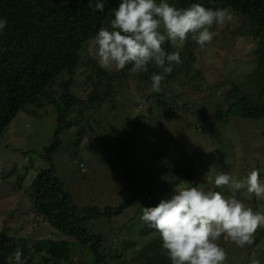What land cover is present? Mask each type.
<instances>
[{"label": "trees", "instance_id": "trees-1", "mask_svg": "<svg viewBox=\"0 0 264 264\" xmlns=\"http://www.w3.org/2000/svg\"><path fill=\"white\" fill-rule=\"evenodd\" d=\"M156 2L159 3L160 0ZM167 2L179 8L189 7L192 3H200L211 9L225 8L247 20L248 37L252 40L251 47L247 48H251L249 61L253 63V69L249 74H245V77L246 81L250 82L252 92L242 94L237 85H233L231 91L227 88L228 94L223 99L228 106L225 112L221 110L220 105L214 107L206 98L199 103H187L183 106L178 103L177 111L163 100L169 91L166 88L163 95H153L158 99L155 104L151 102L149 115L154 113V109L165 107L172 113L181 111L199 113L201 120L210 122L211 131L216 128L217 121L226 118L231 112H237L240 117L252 121H264V0H167ZM119 3L120 0H107L103 12H93L88 7V0H0V19L7 21L6 27L0 31V137L16 115L34 104L37 99L41 98L54 106L57 124L55 142L44 150L43 157L50 166L39 170L32 181L30 200L36 215L44 219L48 227L66 237L38 239L30 244L25 238L13 237L0 231V264H10L9 258L17 247L23 251L24 264H171L167 255L161 254L160 234L142 221V207L156 206L161 199L168 198L179 188L189 185L200 187L198 176L201 173L207 176L209 171L207 165L200 162L198 157L194 160L187 153L181 154L171 165V176L175 180L169 176L165 189L164 184H160V190L164 191L158 192L159 195L156 193L152 197L148 195L151 192H146L143 186H130L119 192L121 199L117 207L104 208L80 207L75 204L71 194L64 189L55 167L51 165L52 153L56 152L60 145L62 132L78 124L77 121L86 120L88 124L92 118L91 113L96 109L100 110L107 100L113 99L111 103L114 104L115 100L110 93L114 81L123 82L132 73L129 65L112 75L96 61L89 60L85 67L91 65V74L86 75L83 85H91L90 94L81 100L73 91L75 75L81 66L86 46L92 43L99 29L105 27L106 21L110 25V20L114 18L113 10ZM194 41L187 40L182 48H176L170 42L163 45L167 52L179 51L182 63L175 65L173 72L165 76L162 86L164 83L167 86L170 81L177 80L179 75H183L195 81L193 93L200 94L205 89L208 91L205 77L196 70L197 52L201 48ZM160 71L159 68L149 65L147 73H135L134 76L137 74L139 80L151 82V74L153 72L159 74ZM194 72L196 75H192ZM62 80L63 82H58ZM58 85L59 90H56L55 87ZM103 87L107 88L104 94ZM186 87L187 84L183 81V90ZM209 96L211 95H207V98ZM149 99L150 96L147 98L148 102ZM200 103L203 105L198 109ZM211 106L217 112L208 115L206 112L212 109ZM144 120V116H138L137 122L130 119L127 127L136 125V129L139 130L144 126ZM89 127L93 130L92 126ZM83 131L80 132L79 142L86 134L85 130ZM129 131L127 128L118 135L121 144L117 153L122 160H125L124 147L130 139ZM211 131L209 138L205 135L207 132H201V137L212 149L215 138L211 137L213 136ZM100 139L102 140L101 136ZM225 153L223 149L218 152L212 151L211 157L217 158V165H230L236 170L238 167L241 174L237 180L246 178L253 169H256L264 181V155L263 159H257L255 164L239 167L231 162ZM128 165L126 175L131 182L135 170ZM247 168L250 171H247ZM80 169L85 173L83 163L80 164ZM214 180L215 178L212 179L213 182L211 181L213 184ZM201 188L213 191L227 189L209 184ZM223 193L226 196L233 195L228 190ZM236 193L237 199L246 202L254 211L264 214V199L254 195L251 199L247 198L246 189ZM240 193L245 195V199L242 200ZM136 199L139 200V206L135 204ZM134 209L135 211L131 213ZM100 218L105 219L111 226L109 229L111 234L91 232L90 223ZM116 219L119 220L114 222ZM121 220L123 224L117 226ZM42 226L45 227L43 223ZM223 239L222 236L217 243L227 254L225 264H252L253 258L258 259L259 256L262 258L264 254L261 247L264 228L257 230L251 246H245L248 250L245 254L238 250L241 247L237 245L236 251L230 254L228 250L233 245L227 249ZM240 256H243L241 261L233 260Z\"/></svg>", "mask_w": 264, "mask_h": 264}, {"label": "rangeland", "instance_id": "rangeland-1", "mask_svg": "<svg viewBox=\"0 0 264 264\" xmlns=\"http://www.w3.org/2000/svg\"><path fill=\"white\" fill-rule=\"evenodd\" d=\"M246 21L233 14L230 23L214 26L212 30L216 35L212 43L198 50L196 70L205 77L208 91L205 89L200 94L193 93L195 81L179 75L177 80L170 81L167 86L164 83L162 92L153 93L150 81L139 80L137 74L134 76L135 73H130L123 82L114 81L110 92L115 100L114 104L110 98L112 100H107L100 110L96 109L91 113L92 118L88 124L86 120L77 121L78 124L62 132L60 145L52 153L51 165L55 167L64 189L71 194L75 204L80 207H117L121 199L119 192L135 185L143 186L146 192H151L148 195L153 197L154 194L164 191L160 190V184H164L165 189L169 176L174 179L171 176V165L183 153H187L194 160L198 157L200 162L207 165L208 175L201 173L198 176L200 187L205 184L215 186L212 179L221 171L229 173L235 179L241 174L238 167L236 170L230 165H217V158L211 157L212 151L223 149L227 158L239 167L255 164L257 159H263L264 121H252L240 117L237 112H231L226 118L217 121L216 128L211 131L210 122L201 120L199 113H172L165 107L154 109V113L149 115L152 103L155 104L158 99L153 95H163L166 88L169 91L163 100L177 111L178 103L183 106L187 103H199L206 98L211 105H220L225 112L228 106L223 99L228 94L227 88L231 91L233 85H237L242 94L251 93L250 82L245 77L253 69V63L249 61L251 48H247L251 47L252 40L248 37L249 23ZM105 27L110 28L107 21ZM188 40L193 39L189 36ZM89 60L97 62L95 46L92 43L86 46L81 66L75 75L73 91L81 100L87 98L92 90L90 84L83 85L86 75L92 69L89 64L85 67ZM106 71L112 75L118 72ZM183 81L187 84L185 90L182 88ZM55 89L59 90V85ZM106 89L103 87V94ZM137 95L142 97L141 102L137 101ZM207 95L211 96L207 98ZM202 105L200 103L198 109ZM211 108L206 112L208 115L217 112L213 106ZM138 116H144V126L139 130L136 125L127 127L129 120L137 122ZM56 127L54 106L39 98L34 104L20 111L0 137V231L13 237L25 238L30 244L38 239L66 238L62 233L48 227L45 220L36 215L30 200L32 181L39 170L50 166L43 158L44 150L55 142ZM127 128L130 129V139L124 147L125 160H122L117 153L121 144L118 135ZM81 130H85L86 134L79 142ZM210 131L213 132L211 137L215 138L212 149L201 137V132H207L205 135L209 138ZM202 155L207 157L203 158ZM81 163L85 167V173L80 169ZM127 164L135 170L131 182L126 175ZM247 171L250 170L247 168ZM226 190L228 189H222V192ZM240 197L245 199L242 193ZM135 204L139 206L138 199ZM134 211L135 209L131 210V213ZM121 224L122 220L117 226ZM112 226L115 227L116 224ZM89 227L92 233L111 234V226L102 218L92 221ZM223 244L227 249L233 245L228 250L230 254L236 251V244L231 240L224 238ZM261 247L264 249V239ZM244 248L238 250L245 254L248 250ZM241 258L243 256L233 260L241 261ZM256 260L259 264H264V254Z\"/></svg>", "mask_w": 264, "mask_h": 264}, {"label": "clouds", "instance_id": "clouds-1", "mask_svg": "<svg viewBox=\"0 0 264 264\" xmlns=\"http://www.w3.org/2000/svg\"><path fill=\"white\" fill-rule=\"evenodd\" d=\"M107 0H88L93 12H103ZM110 28L101 27L92 40L101 68L121 71L131 66L132 73H147L149 65L159 68L151 74V92H162V84L174 66L182 63L180 52H167L170 42L182 48L189 36L204 49L216 35L214 26L226 25L233 14L225 8H206L200 3L179 8L167 0H120L113 10ZM7 25L0 19V31ZM179 90V85L176 86ZM138 102L142 97L137 95ZM216 188L235 193L246 189L248 198L264 199V181L253 169L246 178L237 180L229 173L215 176ZM142 221L155 229L162 241L161 254L171 264H225L227 254L217 241L223 236L238 247L251 245L258 229L264 228V214L254 211L235 195L222 191L187 186L174 190L154 207H142ZM23 251L14 249L10 264H24ZM252 264H259L253 258Z\"/></svg>", "mask_w": 264, "mask_h": 264}]
</instances>
